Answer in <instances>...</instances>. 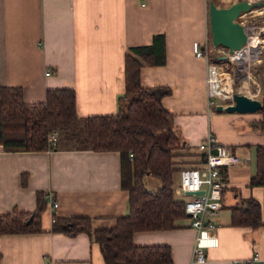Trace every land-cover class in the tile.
<instances>
[{"label": "crops", "instance_id": "crops-1", "mask_svg": "<svg viewBox=\"0 0 264 264\" xmlns=\"http://www.w3.org/2000/svg\"><path fill=\"white\" fill-rule=\"evenodd\" d=\"M206 14V0H0V85L20 87L28 103L44 100L49 88H72L80 117L115 114L125 90V53L163 35L164 64H142L139 80L171 89L161 103L184 144L174 167L198 165L207 134L242 160L222 170V207L211 217L216 243L206 248L204 262L191 261L196 232L187 215L177 220L179 227L132 233L137 245L168 244L171 264H232L254 250L264 253V182L250 183L257 174L256 147L264 146V130L253 126L261 114L207 104L205 60L191 46L210 40ZM120 177L116 150L6 151L0 145V215L13 208L34 211L37 192L44 203L41 231L0 234V264H104L91 235L52 231V218L83 215L93 230L114 227L128 211ZM248 197L259 202L263 224L231 225L230 206Z\"/></svg>", "mask_w": 264, "mask_h": 264}, {"label": "trees", "instance_id": "trees-1", "mask_svg": "<svg viewBox=\"0 0 264 264\" xmlns=\"http://www.w3.org/2000/svg\"><path fill=\"white\" fill-rule=\"evenodd\" d=\"M207 2V0H206ZM208 6V2H207ZM150 45L134 46L124 57L125 90L118 97L115 114L88 115L76 113L72 88H49L45 99L25 102L22 90L0 85V145L6 151L92 149L116 150L120 155V183L128 192V211L116 218L114 227L92 229L90 218L83 215H53L51 230L74 235L84 231L98 243L104 264H171L168 244L137 245L132 233L138 230H160L179 227L185 217L184 199L174 190V167L171 150L184 146L171 122V113L161 103L171 92L166 85L144 87L140 84L142 64H164V37L154 35ZM261 118L253 126L264 130V97L257 111ZM82 121V125L78 122ZM59 134L49 140L52 131ZM257 174L250 183L264 182V146L256 147ZM158 180L148 189L144 178ZM25 183V175L20 176ZM34 211L13 208L0 215V234L41 231L40 214L44 203L36 194ZM231 225L255 227L263 224L259 202L242 198L230 206Z\"/></svg>", "mask_w": 264, "mask_h": 264}, {"label": "built area", "instance_id": "built-area-1", "mask_svg": "<svg viewBox=\"0 0 264 264\" xmlns=\"http://www.w3.org/2000/svg\"><path fill=\"white\" fill-rule=\"evenodd\" d=\"M219 1L221 4L228 2ZM247 1L251 3L261 0ZM237 19L246 32V42L239 49L228 52L225 47H214L207 39L203 42L198 40L192 42L194 56L205 60L204 80L208 105L217 102L225 105L227 104L225 101L232 98L233 76L223 70L222 61L223 64L226 61L232 63L243 61L245 66L241 70L248 72L250 64H254L262 52L264 46V4L240 13ZM211 52L216 55H224L225 59L218 60L216 56L214 60L210 56ZM49 71L46 70L45 74H49ZM56 137L57 133L52 131L49 140L54 142ZM199 147L202 148V156L198 165L181 167L179 180L174 184L173 190L176 195L184 196V211L190 213V226L196 232L191 261L202 263L206 259V248L214 246L216 243L214 234L216 225L211 217L222 207V190L226 185L222 170L240 164L242 160L228 145L220 142L212 134H207L200 142ZM199 190H202V193H188ZM45 196L51 201V206L55 208L57 202L52 198L51 193L47 192ZM232 264H264V253L254 250L247 258L235 259Z\"/></svg>", "mask_w": 264, "mask_h": 264}, {"label": "water", "instance_id": "water-1", "mask_svg": "<svg viewBox=\"0 0 264 264\" xmlns=\"http://www.w3.org/2000/svg\"><path fill=\"white\" fill-rule=\"evenodd\" d=\"M264 4V0L248 2L247 0H233L229 4H218L215 0H208V25L210 41L214 47L222 46L228 52L239 49L246 42V32L237 17L240 13L248 11L253 7ZM218 60L225 59V56H217ZM262 106V100L249 96L242 91L232 92L231 102L216 106L219 110L229 112L249 113L257 112ZM188 193H202V190ZM190 216V213H186Z\"/></svg>", "mask_w": 264, "mask_h": 264}, {"label": "rangeland", "instance_id": "rangeland-1", "mask_svg": "<svg viewBox=\"0 0 264 264\" xmlns=\"http://www.w3.org/2000/svg\"><path fill=\"white\" fill-rule=\"evenodd\" d=\"M225 1L230 2L231 0H225ZM207 2H206L207 36L210 38V31H209V25H208ZM227 3H224L223 5H226ZM218 4H221V3H218ZM210 56L212 59L215 60L216 54L214 52H211ZM221 65L225 72H229L231 76H233V82L231 84V88L233 92L235 90H239L249 96L256 97L262 100V98L264 97V46L262 48V52L258 60L254 64H250L248 68V72L246 70H241L242 67L245 66L243 61H240L238 63H232V62L226 61L225 64H223V61H222ZM226 102L227 103L231 102V99H227L225 103ZM78 124L82 125V121H79ZM55 132L57 133V135L59 134L58 130ZM177 149L178 148H174L171 150V154H172L171 160H174L173 156L180 154L177 151ZM177 179H178V174L175 171L174 184L177 182ZM153 180H155L157 184H154ZM144 184L148 189H155L158 186V180L154 176L148 175L147 177L144 178Z\"/></svg>", "mask_w": 264, "mask_h": 264}]
</instances>
